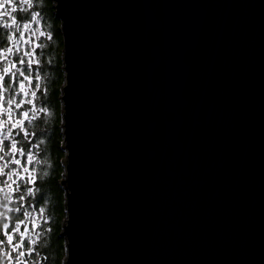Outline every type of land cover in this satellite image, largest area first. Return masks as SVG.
Instances as JSON below:
<instances>
[{"label": "water", "instance_id": "1", "mask_svg": "<svg viewBox=\"0 0 264 264\" xmlns=\"http://www.w3.org/2000/svg\"><path fill=\"white\" fill-rule=\"evenodd\" d=\"M51 2L63 264H264V0Z\"/></svg>", "mask_w": 264, "mask_h": 264}, {"label": "trees", "instance_id": "2", "mask_svg": "<svg viewBox=\"0 0 264 264\" xmlns=\"http://www.w3.org/2000/svg\"><path fill=\"white\" fill-rule=\"evenodd\" d=\"M51 0H33V12L42 17V26L48 35L42 38L36 50L37 62L26 74L34 80L40 76L36 93L38 111L25 121L27 137L19 133V147L30 152L34 177L32 182L20 186L25 188V208L34 210L31 240L22 251L21 264H63L65 242L59 236L65 217V192L59 185L64 167L62 160L61 87L64 83L61 50L63 47L60 22L54 16ZM29 14H23L27 18ZM5 39L2 38V41ZM27 67L21 65V69ZM43 108L45 111L41 112ZM28 189H31L29 194ZM43 209L41 212L40 210ZM35 241V243H32Z\"/></svg>", "mask_w": 264, "mask_h": 264}, {"label": "rangeland", "instance_id": "3", "mask_svg": "<svg viewBox=\"0 0 264 264\" xmlns=\"http://www.w3.org/2000/svg\"><path fill=\"white\" fill-rule=\"evenodd\" d=\"M6 6L2 9L3 12H6V15L0 16V26L5 28L7 32V42L6 44L3 45L2 48H0V64H4L5 66L10 63V62H15L18 59V55H23L25 51L31 52V55L28 57H25V60H31L32 61V66L37 62V55H36V50L38 46L40 45V41L42 38L48 35L47 31L45 28L42 26V17L37 14L36 11L33 12L32 10V0L31 2H26V0H19V3H17V0H13V3L11 4H5ZM16 9L13 11V9ZM23 14H29L27 18L23 17ZM13 18L16 19L17 24L13 25L12 20ZM27 24L28 27L25 28L23 25ZM11 37V39H9ZM6 47H11L13 48V53H4V49ZM5 56L7 59H5ZM22 66H27V64L22 65ZM17 67L21 69V65L17 64ZM13 71H16L14 68ZM18 75V81H22L25 84V92L21 93L20 89L18 87V83L12 84V87L15 88L16 92L19 93V95L16 96V100L20 103L21 107L16 108L13 106L10 117L7 119L5 122V127L4 131L5 133L8 131H11L13 133V136L11 138L6 139L7 145H10L12 142V139H16L17 144H18V150L20 149L19 147V137L17 134L16 129L11 128V124L17 119L20 118L22 119V116L20 115L24 111L29 112V118L33 115H35L38 111V107L36 106V96H32L31 93L35 91L37 93V87L38 84L40 85V76L36 75V79L34 80L33 76L31 73L26 74L29 76L28 80H24V77H21ZM6 82L8 81V78H5ZM7 96V93L5 94ZM28 100H31L32 103L29 104L27 103ZM4 120L3 116H0V121ZM25 130V129H24ZM23 133V132H19ZM16 137V138H15ZM6 145V144H5ZM6 145V146H7ZM10 152V149H7ZM27 154H31L28 152ZM0 155H3V153H0ZM11 156V155H10ZM9 156V157H10ZM17 159L21 160V164L16 165V167H12V171H16L17 175V184H18V190L16 193L11 192L10 188L5 186L2 187L3 191H0V201L3 202V205L0 206V212H3L5 214V210H8L7 206H12L13 208L15 207V203L18 201V208L21 209V211H18L19 213V219L18 221H15V223L20 224V231L22 232L24 228V223L26 220H29L30 226H29V231L28 235L25 238L20 237L21 239L24 240V246L19 250L22 251L25 247V244L27 242V246L29 241L31 240L32 236V229L34 226L37 224L38 219L34 221V210L31 208H25L24 209V204L26 194H25V188H21L20 186L24 185L25 183L32 182L33 177H34V167L32 166L31 163H29L26 159V155L20 154L18 151L17 154ZM8 165L12 166L9 161V158L7 159ZM15 168V169H14ZM24 168H28V172L24 171ZM8 184H11V181L8 177V179H4ZM5 184V183H4ZM17 194V195H16ZM5 197H7L5 199ZM9 234L13 235V244L16 243L17 237L19 234L14 233L12 230L9 231ZM6 240V237H5ZM5 251L12 252L13 254V259H8L7 256L5 255ZM18 256L17 251H13V245H7L2 249V262L1 264H21L22 263V256H19L18 259L15 257Z\"/></svg>", "mask_w": 264, "mask_h": 264}, {"label": "snow or ice", "instance_id": "4", "mask_svg": "<svg viewBox=\"0 0 264 264\" xmlns=\"http://www.w3.org/2000/svg\"><path fill=\"white\" fill-rule=\"evenodd\" d=\"M26 2H31V0H26ZM13 3V0H0V9H3L5 7V4H11ZM17 3H19V0H17ZM16 9L14 8L13 11ZM6 12H0V16L6 15ZM12 24L16 25L17 21L15 18L12 20ZM23 27L27 28L28 25L25 24ZM11 39V37H9ZM4 53H13V48L11 47H6L4 49ZM2 55V53H0ZM31 55V52L25 51L23 55H18V59L15 62H10L6 66L4 64H0V116L4 117V120L0 121V153H3V155H0V160L5 159V156H10L11 154H16L18 151L20 154L26 155V159L29 163L32 162V155L27 154L24 152V150L19 149L17 147V141L15 139H12V142L10 145H5V140L8 138H11L13 136V133L11 131H8L5 133L4 127H5V122L7 119L10 117L11 111L13 106H15L17 109L21 107L20 103L16 100V96L19 95V93L16 92L15 88L12 87V84L18 83V87L20 89V92L23 93L25 92V84L22 81H18V75L21 77H24V80H28L29 76L26 75V72L29 71L32 67V61L31 60H25V57H28ZM5 59L7 57L5 56ZM17 64L19 65H25L27 64L26 69H20L17 67ZM16 69V71H13V69ZM8 78L9 82H6L5 78ZM7 93V96L5 95ZM32 96L36 95V92L33 91L31 93ZM27 103L31 104L32 101L28 100ZM41 112L45 111V109L41 108ZM22 116V119L17 118L12 124L11 128L18 130L17 134L19 132H23V135L27 137L29 133L25 131V121L29 120V112L24 111L20 114ZM10 149V152L7 150ZM15 164H21V160L16 159L14 161ZM7 168V164L0 166V176L2 175H7L5 169ZM25 172H28V168H24ZM9 179H11V176H9ZM3 183L6 184L7 187L11 188L12 185L8 184L6 181ZM0 191H3V189H0ZM29 194H31V189H28ZM7 197H5L6 199ZM3 205V202L0 201V206ZM15 211H21V209L17 208ZM41 212L43 209L40 210ZM10 227V224L8 223V218L5 216L3 212H0V231H2L3 236L6 237V240H0V245H13V251L18 252V256L15 257L16 259L19 258V256H24L25 252L24 251H19L23 246H24V240L21 239L24 234L20 231V224L19 223H14L11 225L12 231L14 233L19 234L17 237L16 243L13 244V235L9 234L7 231ZM32 243H35L33 241ZM5 255L7 256L8 259H13V254L12 252L5 251Z\"/></svg>", "mask_w": 264, "mask_h": 264}, {"label": "flooded vegetation", "instance_id": "5", "mask_svg": "<svg viewBox=\"0 0 264 264\" xmlns=\"http://www.w3.org/2000/svg\"><path fill=\"white\" fill-rule=\"evenodd\" d=\"M32 6H33V0H32ZM0 12H3L2 9H0ZM7 32L8 31L5 28H3L2 26H0V48H2L3 45L6 44V42H7ZM2 38H4L5 40L2 41ZM5 144L7 145L6 140H5ZM17 147H18V144H17ZM17 154H18V152L16 154H11L10 157L9 156H5V159L0 160V166H3L5 164H7V168L5 169L7 175L0 176V189L2 187H5L6 186V184L3 183L4 182V179L5 178L8 179V177L11 176L10 181H11L12 187L10 188V190L13 193H16L17 190H18L16 171L15 170L12 171V167H14V166L16 167V165H17V164L14 163V161L17 159ZM8 158H9V161L10 162L12 161V163H11L12 166H9L8 165V162H7V159ZM7 208H9V209L8 210H5L4 209V211H5V216L8 218V223L10 224V227L7 230L9 232L10 230H12L11 225L14 224L15 221H18V219H19V213H18V211H15V209L18 208V201H17V203H15V207L14 208L12 206L11 207L10 206H7ZM27 221H29V220H26L25 223H24V225L26 224ZM29 226H30V222H29ZM29 226H28V231H29ZM27 235H28V232H27L26 236ZM0 240H5V237L3 236L2 231H0ZM5 246H7V245H0V264L2 262V249Z\"/></svg>", "mask_w": 264, "mask_h": 264}]
</instances>
